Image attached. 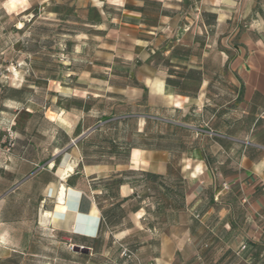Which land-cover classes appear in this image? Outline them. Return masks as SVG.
Listing matches in <instances>:
<instances>
[{
    "label": "rangeland",
    "instance_id": "374dc122",
    "mask_svg": "<svg viewBox=\"0 0 264 264\" xmlns=\"http://www.w3.org/2000/svg\"><path fill=\"white\" fill-rule=\"evenodd\" d=\"M171 2L177 10L195 4ZM97 3L105 14L66 4L29 15L0 10V194L28 176L5 196L11 223L2 239L12 249L0 264H264V241L242 237L238 219L219 206L231 198L218 193L227 173L219 155L207 161L215 186L189 200L203 167L191 179L183 155L200 148L201 136L184 126L188 110L166 106L167 119H157L158 96L121 92L141 84L109 31L118 11ZM174 47L177 65L184 50ZM58 114L65 122L53 120ZM133 148L143 158L171 154L135 160ZM55 151L58 165L76 163L66 185L84 190L85 210L96 206L98 218L75 230L40 222L42 209L54 211L55 194L45 190L56 179L47 166Z\"/></svg>",
    "mask_w": 264,
    "mask_h": 264
},
{
    "label": "crops",
    "instance_id": "0c3cea01",
    "mask_svg": "<svg viewBox=\"0 0 264 264\" xmlns=\"http://www.w3.org/2000/svg\"><path fill=\"white\" fill-rule=\"evenodd\" d=\"M98 1L108 10L118 11L119 25L109 31L116 32L115 48L135 63L134 77L141 84L134 91L121 92L158 96L153 101V117L157 119H167L160 114L166 106L188 110L190 118L183 124L201 136L200 148L183 155L191 179L192 168L203 167L195 177L196 186L189 191V200L198 190L215 186L207 161L219 155L227 168L223 179L229 186L218 193L231 194V198L219 201V206L238 219L242 237L264 241V0H194V5L183 10L174 8L171 0H0V10L29 15L36 7L51 10L66 4L87 13L95 6L105 14ZM196 16L201 17L200 23ZM176 44L183 46L184 60L174 65ZM59 116L53 120L65 122ZM170 121V125L180 123ZM87 132H80V136ZM133 149L135 160H164L171 154L157 151L143 158L141 149ZM59 152L55 151L47 164L56 179L45 190L55 194L53 212L58 218L53 212L47 218L70 231L80 221L98 217L95 205L84 209L86 193L81 188L66 185L64 203H58L64 168L72 163L75 172L76 166L72 159L58 165ZM27 177L0 194V255L12 249L2 239L11 223L5 217L9 207L5 196ZM94 229L92 224L83 235L92 237Z\"/></svg>",
    "mask_w": 264,
    "mask_h": 264
},
{
    "label": "bare ground",
    "instance_id": "6f19581e",
    "mask_svg": "<svg viewBox=\"0 0 264 264\" xmlns=\"http://www.w3.org/2000/svg\"><path fill=\"white\" fill-rule=\"evenodd\" d=\"M73 171H74V168H73L72 163L67 164L66 167L64 168L63 174L61 175L62 182L60 184L59 191H58V198H57L58 203H64L65 194L67 190L65 179L63 177H66ZM48 216H51V213L45 209H42L41 220L44 221Z\"/></svg>",
    "mask_w": 264,
    "mask_h": 264
},
{
    "label": "built area",
    "instance_id": "2783aa9c",
    "mask_svg": "<svg viewBox=\"0 0 264 264\" xmlns=\"http://www.w3.org/2000/svg\"><path fill=\"white\" fill-rule=\"evenodd\" d=\"M228 186H229V184L227 182H224L223 187L227 188Z\"/></svg>",
    "mask_w": 264,
    "mask_h": 264
},
{
    "label": "water",
    "instance_id": "95a60500",
    "mask_svg": "<svg viewBox=\"0 0 264 264\" xmlns=\"http://www.w3.org/2000/svg\"><path fill=\"white\" fill-rule=\"evenodd\" d=\"M89 131H90V130H89ZM82 136H83V135H82ZM80 137H81V136H80ZM80 137H79V138H80Z\"/></svg>",
    "mask_w": 264,
    "mask_h": 264
}]
</instances>
